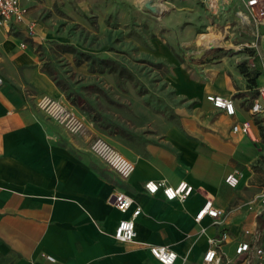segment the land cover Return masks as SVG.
<instances>
[{"label": "crops", "instance_id": "crops-1", "mask_svg": "<svg viewBox=\"0 0 264 264\" xmlns=\"http://www.w3.org/2000/svg\"><path fill=\"white\" fill-rule=\"evenodd\" d=\"M208 1L20 0L27 8L24 20L10 30L0 26V264H160L150 245L174 250L177 264H202L209 240L222 231L228 238L220 245L216 264H259L248 263L235 248L256 234L264 245V112H250L264 86V26L255 36L254 24L243 22L254 36L249 77L226 59L198 77L175 63L173 51L199 33V23L182 22H198L200 5ZM216 1L219 10L242 8L240 0ZM142 17L152 23L148 44L153 53L179 65L173 86L187 105L142 153L106 140L134 164L131 175L122 179L91 152L90 144L99 136L95 125L70 133L37 102L48 95L65 104L52 72L54 45L94 52L80 43L84 31L102 37L109 23ZM63 57L76 73H89L87 61L75 64L72 52L65 51ZM209 94L231 98L235 113L215 108L206 100ZM245 123L248 133L233 131L234 125ZM230 173L239 179L234 188L224 181ZM148 180L172 186L186 181L194 190L183 202L168 201L160 191L146 192ZM116 192L133 200L126 213L111 203ZM207 199L223 210L220 223L209 216L195 221ZM136 207L141 212L134 219V240L117 241L113 235L118 222Z\"/></svg>", "mask_w": 264, "mask_h": 264}, {"label": "rangeland", "instance_id": "rangeland-1", "mask_svg": "<svg viewBox=\"0 0 264 264\" xmlns=\"http://www.w3.org/2000/svg\"><path fill=\"white\" fill-rule=\"evenodd\" d=\"M218 4L216 0L203 3L198 22H182L183 26L199 23V33L188 45L175 47V63L203 77L213 63L226 59L251 75L252 31L243 26L235 7L219 10ZM108 27L102 37L83 29L80 43L94 52L54 45L52 72L63 90L62 100L83 117L86 128L95 125L97 137L119 149L142 153L161 136L166 124L178 120L187 101L173 86L177 64L155 55L148 44L153 34L150 21L142 17ZM211 36L219 46L208 49L203 42ZM65 51L72 52L75 64L87 61L89 73H76L65 61Z\"/></svg>", "mask_w": 264, "mask_h": 264}, {"label": "built area", "instance_id": "built-area-1", "mask_svg": "<svg viewBox=\"0 0 264 264\" xmlns=\"http://www.w3.org/2000/svg\"><path fill=\"white\" fill-rule=\"evenodd\" d=\"M240 1L242 8L236 14L239 19H243L244 23L250 21L254 24L256 36L259 33L258 28L264 26V0ZM26 13L27 8L20 4V0H0V26H4L10 30L15 23L24 20ZM28 28L32 32V25H29ZM206 100L215 108L223 110L227 115L235 113L233 100L229 97L209 94L206 96ZM37 106L70 133L76 134L85 130V120L83 117L72 112L62 101L48 95H42L37 102ZM250 112L253 115L264 112V86L258 89L257 96L250 105ZM238 129L244 133L249 132V127L246 123L242 126H233V131H237ZM90 150L122 179L128 178L134 170V164L101 137H95L92 140ZM224 181L229 187L234 188L237 186L239 179L235 173H230L225 177ZM144 189L150 195H154L160 191L168 201L177 200L183 202L191 195L194 187L186 181H181L177 185L172 186L165 181L148 180L144 183ZM260 201L264 203V190L260 194ZM111 203L119 212L126 213L132 206L133 200L125 193L116 192L112 195ZM140 212L141 209L136 207L130 217L123 218L118 222L113 235L117 241L131 242L134 240L136 235L134 219ZM222 214L223 210L214 207L211 199H207L195 215V221L199 222L203 217L209 216L217 224L220 223L219 220ZM227 238L228 234L222 231L218 237L209 240V247L203 255L202 264H216L220 262L219 248ZM259 242L260 235L256 234L251 241L239 243L235 248V253L237 255H245L248 263L256 260L259 264H264V245ZM148 248L152 257L160 264H177V253L168 246L150 245ZM47 258L49 260L53 259L50 256Z\"/></svg>", "mask_w": 264, "mask_h": 264}, {"label": "bare ground", "instance_id": "bare-ground-1", "mask_svg": "<svg viewBox=\"0 0 264 264\" xmlns=\"http://www.w3.org/2000/svg\"><path fill=\"white\" fill-rule=\"evenodd\" d=\"M242 22H243V19H242ZM206 39L207 40H205L204 42L202 41V42L207 48L213 49L219 46L218 41H216L215 38H213V36L206 38Z\"/></svg>", "mask_w": 264, "mask_h": 264}, {"label": "trees", "instance_id": "trees-1", "mask_svg": "<svg viewBox=\"0 0 264 264\" xmlns=\"http://www.w3.org/2000/svg\"><path fill=\"white\" fill-rule=\"evenodd\" d=\"M242 73L246 74V76L249 77V74L248 72H246L245 70L242 71ZM256 77V73L253 74V77L252 78H249V83H253L254 82V78Z\"/></svg>", "mask_w": 264, "mask_h": 264}, {"label": "water", "instance_id": "water-1", "mask_svg": "<svg viewBox=\"0 0 264 264\" xmlns=\"http://www.w3.org/2000/svg\"><path fill=\"white\" fill-rule=\"evenodd\" d=\"M146 7H147L148 9H150L151 11H154V9H155V7L152 6L150 3H147V4H146Z\"/></svg>", "mask_w": 264, "mask_h": 264}]
</instances>
